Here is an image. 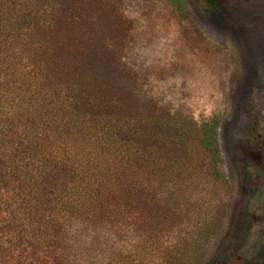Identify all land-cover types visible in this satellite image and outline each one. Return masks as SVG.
Returning <instances> with one entry per match:
<instances>
[{
	"label": "trees",
	"instance_id": "16d2710c",
	"mask_svg": "<svg viewBox=\"0 0 264 264\" xmlns=\"http://www.w3.org/2000/svg\"><path fill=\"white\" fill-rule=\"evenodd\" d=\"M127 2L0 0V264H212L240 201L222 118L148 96L125 62ZM249 215L221 261L264 264Z\"/></svg>",
	"mask_w": 264,
	"mask_h": 264
},
{
	"label": "rangeland",
	"instance_id": "374dc122",
	"mask_svg": "<svg viewBox=\"0 0 264 264\" xmlns=\"http://www.w3.org/2000/svg\"><path fill=\"white\" fill-rule=\"evenodd\" d=\"M187 3L190 15L182 17L169 0H128L134 27L124 60L161 105L200 124L222 118V169L240 201L212 264H243L220 259L232 238H245L248 213L256 224L264 219V0H221L220 14L206 0Z\"/></svg>",
	"mask_w": 264,
	"mask_h": 264
}]
</instances>
